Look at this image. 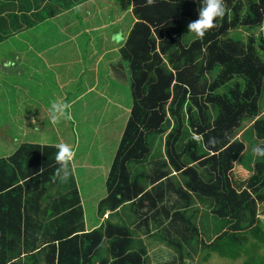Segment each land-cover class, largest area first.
<instances>
[{
    "label": "trees",
    "instance_id": "obj_1",
    "mask_svg": "<svg viewBox=\"0 0 264 264\" xmlns=\"http://www.w3.org/2000/svg\"><path fill=\"white\" fill-rule=\"evenodd\" d=\"M132 1L137 21L119 53L129 70L133 105L99 214L128 204L137 210L175 171L183 179L174 187L179 200L171 207H148L139 218L140 226L158 220L164 243L175 253L166 264H194L203 254L204 261L218 254L264 264V157L257 155L247 179L236 175L246 151L238 136L246 123L253 122L251 130L264 147V0H224L225 15L203 38L188 31L200 0ZM34 4L0 0V45L16 42L41 22ZM170 129L168 172L133 176L131 166L147 163L156 140ZM57 150L23 144L0 158V264H149L128 226L108 222L86 230L70 161L68 177L61 180ZM150 185L157 186L150 192ZM195 203L209 206L219 224L210 243L196 222Z\"/></svg>",
    "mask_w": 264,
    "mask_h": 264
},
{
    "label": "crops",
    "instance_id": "obj_2",
    "mask_svg": "<svg viewBox=\"0 0 264 264\" xmlns=\"http://www.w3.org/2000/svg\"><path fill=\"white\" fill-rule=\"evenodd\" d=\"M34 2L38 5L34 4V12L35 14L39 12L40 16L38 19L41 22L31 30L19 34L15 39L16 42L11 41L0 45V65L2 67L5 65L15 66L21 70L31 68L32 74L30 75L33 78L34 85H36L31 88L30 83L25 82L24 78H21V76L24 77L26 75L24 71L17 73L19 76L17 86L24 92L21 105L26 101L22 106L23 110L18 107V113L24 116V122H21L18 118L15 120L18 125L16 128L20 131V139H23L25 132L28 131L27 127L32 128L33 131L41 132L44 128L42 127L43 120L46 121V124L49 123L51 130L56 135L55 139L57 142L55 144L50 143L52 142L51 139H43L39 142H24L23 144L41 146L68 144L73 149L74 155L70 160V164L80 192L82 207L84 208L86 230L91 232L106 225L108 222L128 226L136 235L138 247L146 249L151 264H156V260L160 261V264L168 263L164 261V245H166L164 243V234L156 227L158 220H152L148 225L143 224L140 226L139 218L149 211L148 207H171L179 200L178 196L175 195L174 187L183 185L181 174L173 171L168 178L160 182V191L153 195L150 200L137 205V210L134 208L135 206L128 204L116 212H107L104 216L99 214L101 219H97V222L94 223L87 217L86 209L88 203L82 194L74 168V165L76 166L77 164L78 156L81 155L78 149L81 137L75 134V131L79 132V128L82 127L78 123L81 121L78 118L80 114L88 117H101L94 123L92 129L99 132L101 136L114 130L112 119L105 118L109 117L107 112H105L107 111L105 110L107 104L92 108L90 101L103 98L105 95L114 92L109 97V101L116 97V100L119 101L118 108L122 112H128L125 104H120V91L123 87L131 91L129 70L126 63L122 61L119 52L137 21L133 14V1L34 0ZM122 3L125 6L121 10ZM127 19L129 20L128 22L126 21ZM8 51L10 52L9 56H12V62L6 60ZM26 84L30 86L25 92L26 88L24 85ZM36 87L45 91L46 94H41V91L38 90V95L36 96V91H34ZM96 95L97 97H95ZM35 96L36 99L43 100V104L38 103L39 107L42 108L38 118L33 117L34 114L25 111V106L29 109L31 105L36 104ZM46 97L48 98L46 99ZM89 98L91 99L88 100ZM50 100L53 101L50 102ZM54 100L62 104L67 103L69 106L67 113H70V118H62L57 124H53L49 118V109L52 107ZM30 101H33V103L31 104ZM84 101H87L86 108L84 107ZM74 107L79 110H74ZM261 108L260 116L264 117V106ZM25 115L32 117L25 119ZM45 115L48 117L43 118ZM117 118L118 116L113 121ZM82 121L84 120L82 119ZM13 123L8 121L7 128H13L15 126ZM252 125L253 122H248L242 129L238 136L241 141L244 142L243 139L252 128ZM170 131L171 129L162 138L156 140L153 145V160H155L156 164L147 165L140 175L157 178L168 172V169L164 168V162H168L166 139ZM123 132H121L120 137ZM250 136H254L253 138L257 139L254 132ZM258 142L260 143L258 146L263 144L259 140ZM13 153L10 152L2 157L9 158ZM88 156L92 157V153L88 152ZM237 171L238 169L236 168V175L241 176L243 179H247L252 174L248 177H243L241 174H237ZM144 183L145 179H143ZM157 185H150L148 191L151 192ZM105 192V190L102 192V196L98 200L95 199V207H99L100 202L107 197V192L104 194ZM158 197L161 198V203H159ZM88 199L90 200L91 197ZM156 201L158 206L154 205ZM193 207H195V219L203 239L207 243L212 242L217 237L218 232L216 230V220L211 214V208L200 203H195ZM212 221L214 224H211ZM206 233L208 236L210 235L209 240H206ZM172 252L174 254L173 250Z\"/></svg>",
    "mask_w": 264,
    "mask_h": 264
},
{
    "label": "rangeland",
    "instance_id": "obj_3",
    "mask_svg": "<svg viewBox=\"0 0 264 264\" xmlns=\"http://www.w3.org/2000/svg\"><path fill=\"white\" fill-rule=\"evenodd\" d=\"M124 6H125L124 3H122L121 10ZM126 21L128 22L129 20L127 19ZM233 35L237 36L239 34L233 33ZM256 35H260V33L256 31ZM242 36L245 39L247 37L246 34H243ZM9 53L10 52L8 51L6 60L12 62L13 59L12 56H9ZM19 71L22 72L24 71L26 73V75L24 77L21 76V78H24L25 82H29L31 88L36 86L34 85L33 78H31L30 75L32 74L31 68H27L26 70H21L16 68L15 66L5 65L4 67H2L0 65V158H3L2 156H5L10 152L15 153L24 142L26 143L39 142L40 140L43 139H48V140L51 139L52 142L50 141L49 142L52 144H55L57 142L55 139L56 135H54L53 130H51L50 124L49 123L46 124V121L44 120L42 122L43 124L42 127L44 128L42 129L41 132L33 131L32 128L27 127L28 131L25 132V136L23 137V139H20V131L19 129L16 128V126L18 125L15 123V120L18 118L21 122H24V116L18 113V107L22 109V106L26 101L21 105L22 99L24 97V92L22 91L21 88L17 86V83L19 82L18 80L19 76L17 75V73ZM8 72H10V74H8ZM30 85L28 84L24 85V87L26 88L25 92L28 86ZM38 90L41 91V94H46L45 91L36 87V89L34 90L36 91L35 94L36 96L38 95L37 94ZM112 93L114 94V92ZM112 93L105 95L103 98H99L96 100L93 99L90 101V104H92V108H98L99 107L98 105L103 106L107 104V106H105L106 107L105 110L107 111L105 112H107L109 117H105V118H108L110 120L112 119L114 130L104 136H101L99 132H96V130H92L94 123L97 122V120L101 119V117H92V116L88 117L86 115L83 116L80 114L78 118L81 121H79L78 123L82 127L79 128V132L75 131V134L81 137V141H79L78 144V149L80 152L79 154L81 155L78 156L77 164L76 166L74 165V168L76 170V177L80 189L82 191L83 196L86 199V202L88 203L86 209L88 214L87 217L88 219L92 220L94 223L97 222V219L99 220L101 219L99 216L98 207H95L94 201L95 199L98 200V198L102 196V192H104V190L107 192L106 181L108 179V175L112 163L114 161V157L118 152L119 145L122 140L123 135H121L120 137V134H122L121 132H123V130H125L126 128L127 122L130 118L131 108L133 105L131 91H129L125 87H123L120 91L121 94L120 104L121 105L125 104V107L127 108L128 112H122L118 108L117 105L119 101L116 100V97L115 99L109 101V97L113 95ZM36 96L34 99H36ZM95 97H97V95ZM47 98L48 97H46V99ZM90 99L91 98H89L88 100ZM42 101L43 100L36 99V104L34 103L35 105H31L29 109H27L28 107L25 106L26 108L25 111L34 114L33 117L38 118L39 117L38 114L42 109L41 107H39V104H43ZM51 101L53 100H50V102ZM30 102L31 104L33 103V101ZM54 102H56V100H54ZM260 105L261 107L264 106V93ZM84 107L85 108L87 107V101H84ZM74 110H79V109H76V107H74ZM117 116L118 118L113 121V119L116 118ZM31 117L32 116L25 115V119ZM46 117L48 116L45 115V117L43 118ZM82 119L84 121H82ZM8 121L14 122L13 124L15 126L13 128L8 129L7 128ZM4 130H6V132H4ZM250 134L253 135L251 129L243 139L244 144L246 146V152L243 154L238 165H236V168L238 169L237 174H241L243 177H248L253 172V168L257 161V155L252 152V148L260 144L258 140L256 138H253L254 136H250ZM88 152L92 153V157L88 156ZM153 157L154 155L146 164L143 165L133 164L131 166L132 167L131 171L133 176L140 175L145 170L147 165H152ZM154 164L156 163L154 162ZM238 177L242 178L241 176ZM106 192L104 194H106ZM89 197H91L90 200L88 199ZM215 223H216V230H218L217 226H219V224L217 221ZM211 224H214V222L212 221ZM209 236L206 233V240H209L210 238ZM107 247H108V243L105 242L102 251L103 255L106 254ZM259 253L262 254L263 251L259 250ZM174 256L175 253L173 254L172 250L169 248L166 250V245H164V261L167 262L173 261ZM203 257L204 254L198 256L197 257L198 259L195 260L194 264H244V262L246 261V256H243L238 260H230L223 258L218 254H212L211 258L208 261H204L202 259ZM159 262L160 261L156 260V264H160ZM149 264H151V261Z\"/></svg>",
    "mask_w": 264,
    "mask_h": 264
},
{
    "label": "clouds",
    "instance_id": "obj_4",
    "mask_svg": "<svg viewBox=\"0 0 264 264\" xmlns=\"http://www.w3.org/2000/svg\"><path fill=\"white\" fill-rule=\"evenodd\" d=\"M200 8L198 9V19L188 24L189 33L197 37L203 38L209 30L216 27L218 18L225 15L224 0H200ZM67 103L53 102L49 109V118L53 124L60 122L62 118H70L67 113ZM252 152L260 157H264V147L254 146ZM74 155L73 149L68 144L58 145L56 152V160L60 165L59 178L66 180L68 177V163Z\"/></svg>",
    "mask_w": 264,
    "mask_h": 264
},
{
    "label": "built area",
    "instance_id": "obj_5",
    "mask_svg": "<svg viewBox=\"0 0 264 264\" xmlns=\"http://www.w3.org/2000/svg\"><path fill=\"white\" fill-rule=\"evenodd\" d=\"M194 138H195L196 140H199V141L201 140V138H200L199 136H195ZM260 218H261V220L264 222V214H263V213L260 214Z\"/></svg>",
    "mask_w": 264,
    "mask_h": 264
},
{
    "label": "bare ground",
    "instance_id": "obj_6",
    "mask_svg": "<svg viewBox=\"0 0 264 264\" xmlns=\"http://www.w3.org/2000/svg\"><path fill=\"white\" fill-rule=\"evenodd\" d=\"M205 151V150H204Z\"/></svg>",
    "mask_w": 264,
    "mask_h": 264
}]
</instances>
